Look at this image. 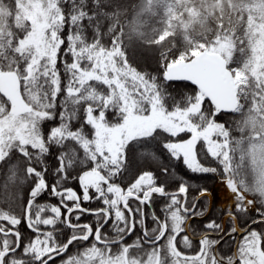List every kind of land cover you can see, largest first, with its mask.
Segmentation results:
<instances>
[{"label":"snow or ice","instance_id":"1","mask_svg":"<svg viewBox=\"0 0 264 264\" xmlns=\"http://www.w3.org/2000/svg\"><path fill=\"white\" fill-rule=\"evenodd\" d=\"M0 205V264H264V0H0Z\"/></svg>","mask_w":264,"mask_h":264},{"label":"trees","instance_id":"2","mask_svg":"<svg viewBox=\"0 0 264 264\" xmlns=\"http://www.w3.org/2000/svg\"><path fill=\"white\" fill-rule=\"evenodd\" d=\"M129 56H130L131 62L135 66H137L139 69H141L143 71H148L152 74H158L157 73L158 65L156 64L154 59H152V57L149 54L145 53L142 49H136L135 51L130 50ZM170 91H171V89H170ZM226 118L227 117H223V116L220 117V119H222V120L226 119ZM185 138H187V137H185ZM156 152H157V155L161 158V160L160 161H151V162H148L147 164L142 159H140L138 151L136 153H133L131 155L130 171L133 174H135L141 168H148V169L154 171V173L156 175H158V176L161 175V173H160L161 162L163 164H169V159H168L167 155L165 153H163L158 147L156 148ZM171 163L175 164L178 162L172 161ZM49 164L54 165L55 160L52 158H49ZM176 170L180 174L185 175L189 179L190 182H194L196 184H201V185L208 187L213 192V197L215 199V200H213V206L216 209H222V206H220L218 204V201H220V202L224 201V200H219L220 198H223V195L219 196L214 192L215 185H217V183L220 182L218 177H213L211 175L196 176V175L188 172L183 167L182 164H179V167ZM48 180L51 183L53 181V177L49 176ZM125 183H127V181H125ZM69 185L79 192V185H78L77 181H70ZM193 194H194V192H192L190 190V195H193ZM40 201L41 202H50L53 204L58 202L57 198L49 196L48 193L43 194L40 197ZM0 206H4V205H0ZM85 206L86 207H96L97 205L95 203H92V204L85 205ZM159 207H160V204H159V202H157V204L155 205V210L157 212H159ZM17 211H19V209H17ZM93 219H94L93 217L85 215L81 218V222H91V221H93ZM21 228H22V231H24V232L29 231L27 229L26 225H22ZM70 251L72 253H75L76 249L72 248V249H70ZM57 264H59V259H57Z\"/></svg>","mask_w":264,"mask_h":264},{"label":"flooded vegetation","instance_id":"3","mask_svg":"<svg viewBox=\"0 0 264 264\" xmlns=\"http://www.w3.org/2000/svg\"><path fill=\"white\" fill-rule=\"evenodd\" d=\"M212 199V203L210 205V210H209V214L217 219L220 218V216L223 215V210L222 209H216L214 206H213V200H215L214 198H210ZM219 200H224V198H220ZM201 203H203V201H201ZM204 218H196L194 219L191 223L193 224V226L195 225H203L204 223ZM226 225H230V221L228 220H225L224 221ZM240 237L238 236L237 239H239Z\"/></svg>","mask_w":264,"mask_h":264},{"label":"bare ground","instance_id":"4","mask_svg":"<svg viewBox=\"0 0 264 264\" xmlns=\"http://www.w3.org/2000/svg\"><path fill=\"white\" fill-rule=\"evenodd\" d=\"M214 192L219 196L223 195L224 201L222 202L218 201V204L223 207V205L227 203V198H228L226 190L223 189L220 185H215Z\"/></svg>","mask_w":264,"mask_h":264},{"label":"rangeland","instance_id":"5","mask_svg":"<svg viewBox=\"0 0 264 264\" xmlns=\"http://www.w3.org/2000/svg\"><path fill=\"white\" fill-rule=\"evenodd\" d=\"M217 185H220L223 188V185L220 182H218ZM223 189H225V188H223ZM227 195H229V194L227 193Z\"/></svg>","mask_w":264,"mask_h":264}]
</instances>
